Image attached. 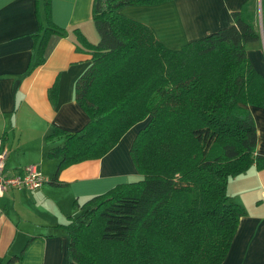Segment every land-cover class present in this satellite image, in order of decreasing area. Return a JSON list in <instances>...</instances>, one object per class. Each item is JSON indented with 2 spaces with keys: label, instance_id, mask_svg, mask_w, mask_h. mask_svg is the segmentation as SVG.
<instances>
[{
  "label": "trees",
  "instance_id": "trees-1",
  "mask_svg": "<svg viewBox=\"0 0 264 264\" xmlns=\"http://www.w3.org/2000/svg\"><path fill=\"white\" fill-rule=\"evenodd\" d=\"M163 1L93 0L98 42L74 30L91 53L74 83L88 122L47 134L50 143L61 138L47 150L58 159L51 181L61 184L58 174L70 164L105 155L137 124L130 154L140 176L75 201L80 211L59 224L68 264H221L245 211L229 179L264 167L248 107H264V74L247 51L261 38L251 2L233 12L231 24L171 48L121 11ZM36 2L29 72L45 61L50 35L66 32L52 19L51 0ZM261 11L264 28V0ZM49 94L55 103L56 82Z\"/></svg>",
  "mask_w": 264,
  "mask_h": 264
},
{
  "label": "crops",
  "instance_id": "crops-1",
  "mask_svg": "<svg viewBox=\"0 0 264 264\" xmlns=\"http://www.w3.org/2000/svg\"><path fill=\"white\" fill-rule=\"evenodd\" d=\"M251 2L261 38L248 44V56L264 74V28L261 0H167L153 4L125 5L121 11L149 24L168 47L179 48L231 24L233 12ZM93 0H51L53 21L66 29L50 35L45 61L29 70L33 33L38 28L36 0H0V135L6 139L11 170L35 163L46 177L37 189L9 188L0 197V264L12 255V264H68V237L60 223L75 216L81 203L118 183L139 178L131 145L140 125L131 127L105 155L70 164L51 181L58 159L48 157L53 143L46 136L54 126L77 130L88 115L77 102L74 83L91 62V53L74 32L81 30L91 43L99 34L92 20ZM42 11V8L40 9ZM57 83L55 103L49 94ZM257 128V152L264 155V107L248 106ZM229 193L244 213L225 260L221 264H264V167L252 165L229 179Z\"/></svg>",
  "mask_w": 264,
  "mask_h": 264
},
{
  "label": "built area",
  "instance_id": "built-area-1",
  "mask_svg": "<svg viewBox=\"0 0 264 264\" xmlns=\"http://www.w3.org/2000/svg\"><path fill=\"white\" fill-rule=\"evenodd\" d=\"M8 155L6 139L0 135V197L9 188L26 187L33 190L46 181L45 175L35 163L26 164L18 171L8 168L6 164Z\"/></svg>",
  "mask_w": 264,
  "mask_h": 264
},
{
  "label": "water",
  "instance_id": "water-1",
  "mask_svg": "<svg viewBox=\"0 0 264 264\" xmlns=\"http://www.w3.org/2000/svg\"><path fill=\"white\" fill-rule=\"evenodd\" d=\"M260 8H261V4H260ZM260 10H261V9H260ZM261 12H262V11H261ZM260 19H261V25H262V14H261V18H260Z\"/></svg>",
  "mask_w": 264,
  "mask_h": 264
},
{
  "label": "rangeland",
  "instance_id": "rangeland-1",
  "mask_svg": "<svg viewBox=\"0 0 264 264\" xmlns=\"http://www.w3.org/2000/svg\"><path fill=\"white\" fill-rule=\"evenodd\" d=\"M261 13H262V12H261ZM148 25H149V24H148ZM67 260H68V259H67ZM5 262H6V261H4V262H3V263H1V264H5Z\"/></svg>",
  "mask_w": 264,
  "mask_h": 264
}]
</instances>
